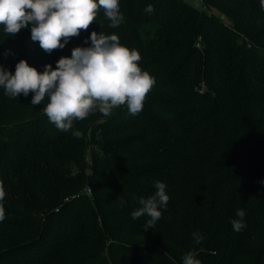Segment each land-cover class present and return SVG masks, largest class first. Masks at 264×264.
I'll list each match as a JSON object with an SVG mask.
<instances>
[{
    "label": "trees",
    "instance_id": "obj_1",
    "mask_svg": "<svg viewBox=\"0 0 264 264\" xmlns=\"http://www.w3.org/2000/svg\"><path fill=\"white\" fill-rule=\"evenodd\" d=\"M202 2L119 0L118 27L100 9L51 54L31 24L15 37L0 25V66L12 73L22 59L55 68L95 31L138 51L155 79L138 114L96 111L67 132L44 114L47 98L34 106L0 86V264H183L189 252L201 264H264V8ZM156 181L169 202L146 230L150 217L131 213Z\"/></svg>",
    "mask_w": 264,
    "mask_h": 264
},
{
    "label": "clouds",
    "instance_id": "obj_2",
    "mask_svg": "<svg viewBox=\"0 0 264 264\" xmlns=\"http://www.w3.org/2000/svg\"><path fill=\"white\" fill-rule=\"evenodd\" d=\"M261 7L264 8V0ZM100 9L112 28L124 19L119 0H0V25L5 34L15 37L31 24V40L51 54L63 49L81 31H87ZM145 11L152 12V5ZM89 39L90 47H74L70 57L59 58L55 68L46 64L42 72L23 59L16 64L14 73L0 66V86L13 98L31 93L34 106L47 98L43 112L63 132L71 130L74 121H83L96 111L109 117L114 109L127 105L130 115L138 114L155 85V79L139 65V52L122 45L115 34L93 31ZM73 135L79 138L81 133L75 131ZM155 188V195L141 198V207L131 213L133 219L150 217L146 230L153 228L162 215L159 208L169 202L166 185L156 181ZM5 195L0 182V201ZM236 214L240 220L232 221V225L239 232L245 227V212L240 209ZM4 218L0 203V221ZM193 239L200 243L202 237L193 233ZM183 264H201V261L189 252L183 257Z\"/></svg>",
    "mask_w": 264,
    "mask_h": 264
},
{
    "label": "rangeland",
    "instance_id": "obj_3",
    "mask_svg": "<svg viewBox=\"0 0 264 264\" xmlns=\"http://www.w3.org/2000/svg\"><path fill=\"white\" fill-rule=\"evenodd\" d=\"M185 1L190 3L191 5H193L196 8H199V9H204L205 8L202 0H185Z\"/></svg>",
    "mask_w": 264,
    "mask_h": 264
}]
</instances>
